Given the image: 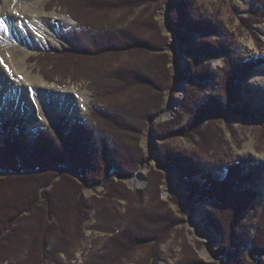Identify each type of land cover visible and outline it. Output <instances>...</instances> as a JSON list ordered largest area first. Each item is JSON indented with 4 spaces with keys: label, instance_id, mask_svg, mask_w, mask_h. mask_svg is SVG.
<instances>
[{
    "label": "rangeland",
    "instance_id": "rangeland-1",
    "mask_svg": "<svg viewBox=\"0 0 264 264\" xmlns=\"http://www.w3.org/2000/svg\"><path fill=\"white\" fill-rule=\"evenodd\" d=\"M42 1L44 11L55 12L57 15L55 14L53 26L49 27L48 44L45 42L42 46L31 49L23 63V68L28 76H40L44 82L52 85L46 86L40 83L34 85L37 82L30 84L27 78L22 77L21 72L14 70L18 75L19 86L10 88V98L13 99L11 108L4 106L6 110H2L0 107V139L16 134L19 130L29 136L37 135L39 132L51 130L57 121L62 123L61 120L64 121L62 126L65 127V131L69 132L74 124V117L85 116L90 112L92 86L90 87L86 79L81 78L83 74L76 71L77 74L73 72L75 75H70L66 72L65 62L71 60L70 57L57 58L60 55L56 54L64 47H70L61 36L63 32L76 26L70 18L69 11H74L82 20L91 21L99 26L103 24V26L125 27L126 35L128 34L126 41L131 44L137 40L139 43L135 47L141 48L142 56L147 55L150 58L148 61L152 59L151 57L158 59L163 55L166 68L165 76L158 75L150 70L152 63L147 62L144 70L123 74V78L126 79L139 78L138 80L142 82L149 79L152 85L161 82L166 85L159 93L163 102L158 112L153 114L149 112V116L143 118L146 111L141 106L142 108L139 107L141 113L135 112L140 120L135 119L131 125L104 123L119 138L121 135L126 136L132 148L141 150L139 156L131 151L134 158L128 161L127 165L131 168L135 167L133 171L114 166L109 177L116 183L110 190H105V184L109 180L85 181L81 178V171L68 166L67 161L56 165L60 169H66L69 176L81 183L82 198L86 203L84 209L87 214L82 219L78 232L80 235L75 233L71 236L69 247L72 248V254L70 253L68 257L62 252L58 253V250L55 252V248L49 244L45 247L40 244L38 255L43 264H86L87 260H91L93 252L100 248L104 251L103 254H98L102 255L100 257H110L106 264H146L147 253H151L148 252L150 249L157 254L155 264H174L175 261L183 258V255L190 256V253L198 258L197 264H235L237 256L228 258L226 250L221 249L222 233L226 242L235 241L238 256L252 264L258 261L264 264V253L255 260L249 252L253 234L250 225L256 223L259 241L264 244V63L252 66L246 76L241 73L242 78L239 82L241 96L238 105L233 104V108H228V111L225 110L222 114L218 113L214 119L204 118L199 124L200 127L192 131L194 135L169 131L170 134L159 137V123L162 121L177 118L179 113L183 123L188 119L189 112L181 111V102L188 86L192 88L193 98L207 97L210 92H218V87H214L213 83L225 75L223 72L225 66H229L230 63L235 64L249 56H258V59L264 61V0H123L126 4L125 8L110 5L114 4L113 0L108 1V5L112 6L109 8L105 7L108 5L103 4L102 0H58L63 6L58 5L55 0ZM186 9L191 15L201 16L208 21L213 20L216 24V32L183 26L179 19L182 17L181 12L186 15ZM59 15L66 16L69 23L62 24L63 21L58 20ZM10 19L11 16L8 14L0 15V39L6 30L4 27H11ZM103 21L105 23H102ZM221 40L230 41L231 54L228 57L216 51L217 42ZM7 52L9 56L12 55L10 51ZM15 53L18 55V51ZM0 54H3L2 50ZM204 69L209 71L211 77L201 80L199 73ZM71 76L76 79H71ZM4 81L5 78L0 74V93L7 89ZM24 90L28 96L24 94ZM139 99L138 95L134 103ZM129 101L130 99H125L126 105H131ZM246 102L248 106L244 109L242 105ZM134 103L130 106L131 112L137 110ZM169 104L175 105L172 113L165 117L161 113ZM137 121H140L139 126ZM172 150L199 151L203 154L202 171L210 172L216 178L224 175L226 165L234 158L247 156L251 159L249 166L255 172L237 187L251 186L250 189L254 193L246 192L242 196L243 205L236 210V217L225 224V227L230 225V233L225 231V228L215 231L206 227L210 200L198 196L189 197L187 189L190 182L184 177H179L173 162L169 160L166 162V156ZM143 166L145 170L141 169ZM15 170L14 168L9 170L5 165L0 164V177ZM15 172L19 174L23 171ZM137 175L138 178L142 176L143 182L141 184L130 182V178H135ZM155 176L158 177L157 183L153 180ZM15 179L19 181L21 177ZM118 182L125 183L126 190H119L121 185L117 184ZM168 187L171 190L164 194L163 191ZM47 189L53 190L52 196L47 200L54 204L59 187ZM97 191H103L109 196L101 200L99 199L101 195H98ZM18 193L20 191L16 195ZM102 203L107 205L111 212L115 208L121 215L133 213L132 218L136 217V221L139 219L140 209L151 213L158 209L157 212L162 216L153 228L161 229L163 234L156 237L157 241H152L146 238L151 234L142 233L139 226L137 229L134 226L123 229L125 227L120 225L122 231L126 233L128 231L130 236L136 235L137 239L143 236L146 238L145 241L134 242L132 248L127 249L130 242L123 250L120 245L127 244L125 241L127 238L115 233L118 243H113L115 240H112L109 247L103 246L113 232L107 230L106 233L92 229L93 226L100 225L99 220L102 216L110 217L111 212L105 211L101 206ZM95 207L101 209L99 214L95 212ZM190 214H195L197 220L191 221ZM124 217L121 216L122 219ZM23 225L25 226V223ZM109 227L116 230L115 225ZM152 235L156 234L152 233ZM152 235L151 238L154 237ZM204 236L208 237V241ZM76 240L79 244H75ZM30 241L31 238H25L21 245L14 244L9 251H5V258L12 256L15 262L3 259L0 260V264H18L21 258L26 261V254L33 248ZM67 248L66 245L65 249ZM70 249L68 248V252ZM202 250H208L211 258H206ZM118 251L123 252L118 254ZM113 256H119V259ZM142 257L144 258L141 260ZM95 262L99 264L98 261ZM193 263L191 261V264Z\"/></svg>",
    "mask_w": 264,
    "mask_h": 264
},
{
    "label": "trees",
    "instance_id": "trees-1",
    "mask_svg": "<svg viewBox=\"0 0 264 264\" xmlns=\"http://www.w3.org/2000/svg\"><path fill=\"white\" fill-rule=\"evenodd\" d=\"M102 1L103 4L107 3L108 5V1L111 0ZM113 1H115L114 4L110 5H116L118 8H125L126 6L123 0ZM54 2L61 5L58 0ZM69 12L70 18L76 23V26L63 32L61 36L70 44V47H64L60 53L56 52V54L60 55L57 58L70 57L71 60L65 62L66 72L70 75H75L73 72L83 74L81 78L86 79L90 87L92 86V105L87 115L74 117V124L69 132L65 131V127L62 126L64 121L60 119L62 123L57 121L49 131H42L37 135L29 136L19 130L16 134L0 139V164L5 165L9 170L14 168L15 171H23L19 174L14 171L0 177V260L6 259L15 262L12 256L8 259L5 258V251H9L14 244L21 245L25 238H31L30 244L33 245V248H31L32 250L29 249L30 252L28 251L26 254V261L21 260L22 258L19 259L20 264H29V262L30 264H43L38 255L41 243L43 247L46 244L53 246L55 252L58 250V253L62 252L66 257L70 253L72 254L69 243L72 234L80 235L78 232L83 222L82 219L87 214L84 209L86 203L82 198L81 183L69 176L66 169L58 168V164L67 161L68 166H73L81 171V178L85 181L104 179L105 182L109 180L105 184V190H110L116 183L109 177L112 168L121 166L128 171L130 169L133 171L135 167L131 168L127 165L134 158L131 151L133 150L134 154L139 156L141 150L136 147L132 148L130 142L125 138L126 136L121 135L119 138L104 123L110 122L122 126L128 123L131 125L135 119L140 120L139 115L135 114L136 111H140L139 107L142 106L146 111H144L146 114L143 118L149 116V112L153 114L162 108L163 100L159 93L166 86L163 82L152 85L149 83V79L144 78L146 79L144 82L138 80L139 78L126 79L123 78V74L125 75L129 71L144 70L145 64L150 62L152 63L150 70L153 73L165 76L164 56L162 55L158 59L151 57L152 59L148 61L150 58L147 55L142 56L141 48L135 47L139 43L137 40L131 44L126 41L128 34L126 35L125 27L121 25L119 27L103 26V24L99 26L91 21L82 20L74 11ZM181 13L182 17L179 20L183 26H188L190 29L216 32V24L213 20L208 21L207 18L205 20L201 16L191 15L187 9L186 15ZM219 42H217L216 51L228 57L231 54L230 41ZM260 62L262 60L258 59V56H249L245 59L242 58L235 64L230 63L229 66H225L223 68L225 75L213 83L214 87H218V92H210L207 97L193 98L192 88L188 86L181 102V111L190 114L188 119L183 123L180 117L181 113H179L177 118L162 121L159 123V137L161 138L173 131L189 136L191 133L194 135L192 131L200 127L199 124L204 118L214 119L218 113L222 114L225 110L228 111V108H233V104L238 105L241 96L239 84L242 78L241 73L246 76L248 70ZM199 74L201 80L211 77L209 71L205 69ZM71 79L76 78L71 76ZM135 95H139L140 99L135 102L137 110L134 109V112H131L130 106L137 99ZM125 99H130L131 105H126ZM242 106L245 109L248 106L247 102ZM137 123L139 126L140 121ZM166 157V162L169 160L176 165L175 169L178 171L179 177H184L187 182H190L187 189L190 198L198 196L210 200V207L206 215V227L215 231H221L225 228V231L230 233V225L225 227V224L236 217V210L243 205L242 196L246 192L254 193L250 189L251 186L237 187L255 172L249 166L251 159L247 156L234 158L226 165L224 175L221 178H216L210 172L202 171L201 159L203 154L197 150L190 152L172 150ZM20 177L21 180L15 181V178ZM153 180L157 183L158 177L155 176ZM117 184L121 185L119 190H126L125 183L118 182ZM55 186L59 187V192L53 204L47 200L52 196L53 190L47 188L54 189ZM16 191H20V193L16 195ZM97 194L101 195L99 197L101 200L109 196L103 191H97ZM101 206L105 211L111 212L107 205L102 203ZM94 209L97 214L101 211L96 207ZM157 211L159 210L151 213L140 209L139 219L136 221V217L132 218L134 214L130 212L122 214L123 217L126 216L122 219V215L114 208L110 214L111 218L102 216L99 220L100 225L93 226L92 229L106 233L107 230L113 232L103 246L109 247L112 240H115L113 243H118L114 235L118 233L127 238L125 240L127 244L120 245L122 249L124 250L130 242L127 249H131L134 242L145 241L146 238L157 241L156 237L163 234L161 229L153 228L162 216ZM105 213L107 214V212ZM234 220L237 221L238 219ZM111 225H115L116 230L109 227ZM120 225L125 227L123 229L133 226L137 229L139 226L142 233L147 232L156 235H152L153 238L151 235L146 238L139 236L141 238L137 239L135 238L136 235L130 236L128 231L127 233L122 231ZM250 229H252L253 234L250 239L251 248L249 252L252 258L256 260L262 255L261 253H264V244L259 241L256 223L250 225ZM222 238L223 247L221 244V249L226 250L228 258L235 255L237 256L235 264H252V262L237 255L235 241L226 242L223 233ZM75 244H79V242L76 240ZM66 245L70 249L69 252L68 248L65 249ZM122 252L118 251V254H122ZM148 252L151 253H147L148 263L146 264H155L157 254L151 249ZM103 253L101 248L94 251L91 260H87L86 264L89 262L98 264L95 261H98L99 264H106L110 257L105 256L104 258V256L98 255ZM115 259H119V256ZM191 261L194 262L193 264H197L198 258L195 254L183 255V258L175 261L174 264H191ZM256 264L262 263L258 261Z\"/></svg>",
    "mask_w": 264,
    "mask_h": 264
},
{
    "label": "bare ground",
    "instance_id": "bare-ground-1",
    "mask_svg": "<svg viewBox=\"0 0 264 264\" xmlns=\"http://www.w3.org/2000/svg\"><path fill=\"white\" fill-rule=\"evenodd\" d=\"M1 11L3 14H8L11 16V27H4L6 30H4L2 33V38L0 39V51L2 50L3 53L0 54V61L3 60L0 62V74H2V76L5 78L4 82L5 85H7V89H4L0 93V107L2 110H6L5 107L11 108L13 105V99L10 98L11 95L9 93L10 88L19 86V81L17 82L18 75L14 71L15 69H17V72H21L22 77L25 79L27 78L30 81V84L37 82L34 85L38 83L46 86L52 85L46 81L44 82L40 76H28L23 68V63H25V59L27 58L31 49L42 46L45 42L48 44L47 41L50 30L49 27L53 26V23L55 22V16L57 14L55 12L47 13L44 11L42 0H0V12ZM2 13H0V15H2ZM58 20L60 22L63 21L62 24L69 23L68 18L64 15L58 17ZM223 43H225V41ZM7 50L10 51L12 55L9 56ZM16 51H18V55H16ZM261 63H264V61L260 62V64ZM10 75H12V77H10ZM22 83H24L23 80ZM28 87L29 85L27 88ZM24 94L28 96V93L25 90ZM174 105L175 104H169L168 108L165 109L161 114L165 117H168L172 113ZM141 169L145 170L144 166ZM141 177L138 178L137 175L135 178H130V182L141 184V182H143ZM169 190H171L169 187L165 189L163 191L164 194H166ZM195 219L197 220V216L195 214H190V220L195 221ZM204 238L208 241V237L204 236ZM202 253L206 258H211L208 250H202Z\"/></svg>",
    "mask_w": 264,
    "mask_h": 264
},
{
    "label": "snow or ice",
    "instance_id": "snow-or-ice-1",
    "mask_svg": "<svg viewBox=\"0 0 264 264\" xmlns=\"http://www.w3.org/2000/svg\"><path fill=\"white\" fill-rule=\"evenodd\" d=\"M0 62H2V61H0Z\"/></svg>",
    "mask_w": 264,
    "mask_h": 264
}]
</instances>
